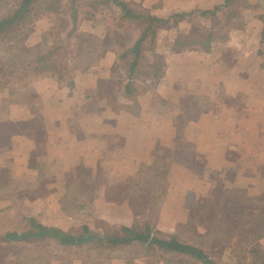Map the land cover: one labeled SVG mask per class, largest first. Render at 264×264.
<instances>
[{"label": "crops", "instance_id": "0c3cea01", "mask_svg": "<svg viewBox=\"0 0 264 264\" xmlns=\"http://www.w3.org/2000/svg\"><path fill=\"white\" fill-rule=\"evenodd\" d=\"M122 1L166 21L136 60L130 49L141 30L112 4L81 11L75 27L42 15L28 25L23 59H0V264H8L4 247L41 240L47 248L35 253L49 254L46 264H201L140 241L57 262L52 250L77 246L8 237L32 223L100 237L144 224L161 236L203 225L213 235L218 214L228 219L239 206L242 222L263 211L261 1ZM209 30L216 36L204 41ZM68 31L66 55L49 60L67 65L64 74L30 67L43 38L51 47ZM197 31L201 42L184 45ZM81 36L94 37L91 51ZM160 253L172 257L157 261Z\"/></svg>", "mask_w": 264, "mask_h": 264}, {"label": "trees", "instance_id": "16d2710c", "mask_svg": "<svg viewBox=\"0 0 264 264\" xmlns=\"http://www.w3.org/2000/svg\"><path fill=\"white\" fill-rule=\"evenodd\" d=\"M232 2H234V0H228L227 4H231ZM111 4L120 9L122 18L134 19L135 24L138 27L140 26L136 20L145 21L142 28H139L141 30V34L137 39L138 41L131 49L129 48L136 60L140 53L139 47L141 41L146 39L149 35H151L153 39L156 34V29L159 28L161 24L163 25L166 21L150 15L142 17L134 13L126 2L122 0H0V8L3 11L2 16H0V41L13 42L19 39L23 33V29L28 25H31L36 18L42 15H55L54 21H56V18L58 17L60 24H66V21H68L69 26L75 27L82 12L90 13L95 10V6L100 5L96 7V11L99 13L102 8L101 5H107L109 7ZM219 30H222V28ZM72 33V31L65 32L62 37H60L58 33L53 39V45L51 47L47 46V38H43L40 45L33 48L30 65L32 63L33 64L30 67L34 69V66L36 65L35 63H37L38 65L35 66L37 67V69H34L35 71H39L38 67H43L45 69L53 68L55 71L54 73L57 75L64 74L66 68L68 67L67 65L58 62V65L56 66L50 64L49 60L51 58L56 59V57L61 54L66 55V44L69 43L68 37L73 35ZM215 33L216 32L212 30L206 31L203 40H210L213 35L216 36ZM196 34H202V32L197 31L191 38L184 41L183 44L189 45L200 43L201 41H196V37H198ZM81 37L86 44H89L91 51L94 47V37ZM65 42L66 44H64ZM70 55H72V51ZM77 56L78 55H76V57ZM58 58H60V56ZM78 59H80V57ZM130 64L131 68L135 65L132 62ZM71 66L74 67L75 65L72 64ZM255 222L259 225L255 235V238L258 239L264 235V232H260L262 229L261 219H258ZM112 232L104 237H100L86 228H83V230L79 233H69L57 228H48L37 223H32L31 228L27 232L21 235L11 233L8 238L11 241H31V239L50 236L56 239L60 245H75L78 249H83L84 245L88 244L87 247L89 249V253H93L95 256L96 253L101 251L109 252L117 243L130 244L135 241H140L147 243L146 249L150 252L156 250L168 253L178 252L192 257L201 264H217V262L213 260L202 247H198L193 243L182 240L176 235H156L147 224H144L143 226L133 225L131 227L121 226L119 231L115 230L113 233ZM14 259L15 257H12L7 263L19 264ZM258 264H264V252L260 256V262Z\"/></svg>", "mask_w": 264, "mask_h": 264}, {"label": "rangeland", "instance_id": "374dc122", "mask_svg": "<svg viewBox=\"0 0 264 264\" xmlns=\"http://www.w3.org/2000/svg\"><path fill=\"white\" fill-rule=\"evenodd\" d=\"M97 6H95L94 8L96 9ZM2 12L3 11L0 8V16H2ZM56 21L60 23L58 17L56 18ZM136 21L140 26L139 28H142V26L145 24L144 20ZM133 24L134 25H131L130 27H138L135 23ZM128 25L129 23L125 24V27H127ZM30 28L31 26L25 27L20 38L13 42L0 41L1 60L2 58H7V60H9L11 57L23 59L22 54L25 51H28V49L24 45V42L27 38V33L30 31ZM130 32L131 30H128V28H126V31L124 33L125 35H127ZM212 197L214 200V195ZM239 214V206L234 207V209L230 212L228 219L225 218V215L221 216L220 214H218L216 219L218 224L216 226H212V229L214 230L212 231L214 232L213 235L209 232L210 226L208 227V229H204V225L202 224L203 226H200V228L188 226L183 230H180L178 232L179 237L180 239L185 240L189 243H193L198 247H202L205 252H207V254L217 262V264H225V262H227L226 264H232L230 263V261H225V258L230 259L228 254L236 258L233 259L236 262L234 264H258L260 262V256L264 252V241L262 243H257V240L259 238H255V235L257 233L259 225L256 224L255 221L261 219L262 229L260 230V232H264V208L261 215L257 219H249L248 221L240 222V220H238L237 218L240 217ZM219 222H221V224H219ZM231 231L234 234L233 238L230 235ZM215 232L218 234L215 235ZM214 235L216 236L215 238ZM4 248L5 250H3V252H7L9 254V257H6V261L9 262L12 257H15L14 260H16V262H18L19 264H46L44 258L49 255L46 253L45 256L37 255L41 253L38 250L47 248L46 242L44 240L31 241L29 242V244L25 242L24 245H9ZM60 248L57 247L56 251L52 250L53 252H58L57 262H65V260L69 256H76L80 259H87L89 253L88 247H86L85 249H71L70 251ZM39 257L42 258L41 261L37 260V258ZM167 257H172V255H165L164 253H160L159 257L155 259L157 261H166L165 259H167ZM166 263L164 262V264ZM185 263L191 264L189 261H186Z\"/></svg>", "mask_w": 264, "mask_h": 264}, {"label": "water", "instance_id": "95a60500", "mask_svg": "<svg viewBox=\"0 0 264 264\" xmlns=\"http://www.w3.org/2000/svg\"><path fill=\"white\" fill-rule=\"evenodd\" d=\"M260 1H261V7H262V9L264 11V0H260Z\"/></svg>", "mask_w": 264, "mask_h": 264}]
</instances>
